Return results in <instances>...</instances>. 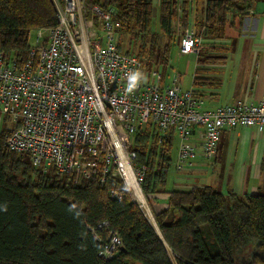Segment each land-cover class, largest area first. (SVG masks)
<instances>
[{
  "label": "trees",
  "instance_id": "trees-1",
  "mask_svg": "<svg viewBox=\"0 0 264 264\" xmlns=\"http://www.w3.org/2000/svg\"><path fill=\"white\" fill-rule=\"evenodd\" d=\"M260 1L206 0L204 21L197 26L203 42L225 46L228 27L239 33L243 20ZM85 3L104 11L112 9L119 52L137 56L145 71L153 70L142 59H154L145 49L153 20L152 0ZM178 5L180 22L187 26L189 0H160L159 25L167 36L172 33ZM57 24L52 0H0V53L5 62L13 58L26 62L30 33ZM127 44L143 52L142 56ZM228 50L209 57L200 52L198 57L204 56L206 65L223 64ZM172 51L171 44L165 57L157 58L165 78ZM203 72L198 68L193 79L198 100L200 88L220 87L218 81L204 78ZM1 117L12 123L8 116L0 113ZM12 130H0V264H264V193L224 195L211 186L166 191L175 132L160 143L154 131H138L131 145L136 163L146 168L142 189L148 203L156 196H168L167 208L154 217L162 240L112 174L104 184L97 179L76 183L75 177L54 169L49 174V170L35 168L29 156L6 147ZM111 190L121 198H111ZM112 233L123 245L114 258H101Z\"/></svg>",
  "mask_w": 264,
  "mask_h": 264
},
{
  "label": "built area",
  "instance_id": "built-area-1",
  "mask_svg": "<svg viewBox=\"0 0 264 264\" xmlns=\"http://www.w3.org/2000/svg\"><path fill=\"white\" fill-rule=\"evenodd\" d=\"M52 1L58 24L36 31L27 61L5 62L0 53V113L15 125L6 147L29 156L35 168L54 169L76 183L104 184L112 174L149 219L142 189L146 168L131 150L138 131L153 130L160 143L175 132L178 170L192 168L199 156L213 160L226 130L264 133V99L206 109L193 89L183 87L180 75L167 79L157 69L145 71L137 56L119 52L112 9L87 7L85 0ZM202 44L203 36L189 28L179 52L198 56ZM134 72L146 79L130 92L128 77ZM110 196L121 198L116 190ZM122 245L112 233L99 256L112 259Z\"/></svg>",
  "mask_w": 264,
  "mask_h": 264
},
{
  "label": "crops",
  "instance_id": "crops-1",
  "mask_svg": "<svg viewBox=\"0 0 264 264\" xmlns=\"http://www.w3.org/2000/svg\"><path fill=\"white\" fill-rule=\"evenodd\" d=\"M205 6L206 0H189L188 24L198 26L204 21ZM224 44L229 49L226 61L222 64L226 81L222 76L221 79L208 77L210 80L218 81L220 87L199 89L198 95L204 108L215 109L232 105L239 100L253 104L262 101L264 99V0L258 2L252 14L243 20L239 33L228 27L227 40ZM202 69L203 76H206L204 78H207L216 73L217 66L206 65ZM193 79L194 76L191 82H185L184 88L195 90ZM226 83L230 89L228 97L224 93ZM197 139L198 136L195 140ZM199 157L193 167L187 170L195 175L206 174L212 170L213 180L217 173L218 182L211 184L214 189L221 186L227 193L244 196L256 194L264 188V133L244 127L226 130L215 158L207 161L202 156ZM221 173L224 174L222 178ZM194 180L202 181L198 178ZM195 181H185L176 187L191 184H193L191 187L204 186L194 185ZM152 202H155V214H157L167 208L168 196H156Z\"/></svg>",
  "mask_w": 264,
  "mask_h": 264
},
{
  "label": "rangeland",
  "instance_id": "rangeland-1",
  "mask_svg": "<svg viewBox=\"0 0 264 264\" xmlns=\"http://www.w3.org/2000/svg\"><path fill=\"white\" fill-rule=\"evenodd\" d=\"M152 3H153V9H152L153 20H152V24H151V29L145 38L146 44H147V46H145V49H146L147 55H150V53L153 54V56H154L153 61H150L148 56L143 57L142 56L143 52H140V50H137V48H135V47H131V46L129 47V44H127L128 49L130 48L129 50H131L135 54L136 53L141 54L142 59L148 68L157 69L158 71L161 72V71H163L162 70V62H158L157 58L159 56H161L163 59L165 57L164 54L167 51V48L169 47V45L172 44L173 51H172V55H171L169 71L167 72L166 76H167V79H170V77H172L175 74L180 75L182 78V83H183V87H184L185 82L189 83L192 81V78L195 75L197 68H202L203 66H206L204 56H201L199 58L197 55H181L179 52V43H180V39H181L183 33L189 28H191V29H193L199 33V29L196 25L192 26L191 24H188L187 26H184L183 23L180 22L179 15H178V14H180V11H179L178 6H177L175 18L172 20V23H171L172 33L170 36L165 35L163 33L162 29L160 28V25H159L160 0H152ZM137 32H138V29L134 28L133 33H137ZM199 34H201V33H199ZM129 37H133V35H130ZM35 41H36V31H32L30 33V36H29V44L34 45ZM226 48H228V46L217 44V46L215 45V47H214L213 45H207V44H205V42H203L201 49H200V52L206 53V55L208 57L209 56H216V55L221 56L219 51L225 50ZM229 48H231V47H229ZM198 59H199V61H198ZM216 66H217L216 73H214L213 75L207 76V78L208 77H212V78H218L219 77L221 79L220 76H222L223 80L226 81V79H225L226 74H224V71H223L224 66L222 64H218V65L216 64ZM203 77H206V76H203ZM228 88H229V85H227V83H226L225 89H224V93H225L226 97L229 96L230 89H228ZM3 120L4 119L1 117L0 118V130L4 129V131H7V132L12 130L14 124L11 122H7L6 120L4 122ZM141 131L142 132H153V130H151V129H146V130H141ZM178 147H179V140L177 137H175L172 152H171L172 163H171V169H170L168 176H167V185L165 188L166 191L170 192V191L176 190V189L189 190L192 188L191 185H193V184L186 185V186H180V187H176V186L178 184L185 183V181L193 182V181H195L194 180L195 178H198L202 181H199V182L195 181L194 185L211 186V184H214L213 182H218L217 181V176H218L217 173L215 174L214 180L212 179L213 178L212 177V173H213L212 170H209L206 174H200V175H197V174L195 175V174H193V172H190L187 169L178 170V168L176 166V161H177V156H178ZM198 158H200V157H198ZM29 161H30V159H29ZM49 174H51L50 169H49ZM222 176H224L223 173H221V178H222ZM215 190L221 192L224 195L228 194L227 191H225V189L222 188L221 186L215 187ZM261 192L264 193V188ZM147 199H148V197H147ZM148 205H149L152 217L154 219V222L151 218H149L148 220L157 229L159 227H158L156 220L154 218L155 212H156L155 202H152L149 200ZM166 247L168 248V246H166ZM168 250H169V248H168Z\"/></svg>",
  "mask_w": 264,
  "mask_h": 264
},
{
  "label": "clouds",
  "instance_id": "clouds-1",
  "mask_svg": "<svg viewBox=\"0 0 264 264\" xmlns=\"http://www.w3.org/2000/svg\"><path fill=\"white\" fill-rule=\"evenodd\" d=\"M146 79V77H143V74L140 72H134L129 75L128 80H129V88L128 91L134 90L137 85L140 83L141 79Z\"/></svg>",
  "mask_w": 264,
  "mask_h": 264
},
{
  "label": "bare ground",
  "instance_id": "bare-ground-1",
  "mask_svg": "<svg viewBox=\"0 0 264 264\" xmlns=\"http://www.w3.org/2000/svg\"><path fill=\"white\" fill-rule=\"evenodd\" d=\"M134 187H135L136 193L138 194V196H139V198L141 199V201L144 203V205L147 206L146 199H145V197L143 196V194L140 192V190L138 189V187H136L135 185H134ZM151 219H152L153 222H154V219H153L152 216H151ZM154 228H155V227H154ZM155 229H156V228H155ZM157 231H158V229H157Z\"/></svg>",
  "mask_w": 264,
  "mask_h": 264
},
{
  "label": "water",
  "instance_id": "water-1",
  "mask_svg": "<svg viewBox=\"0 0 264 264\" xmlns=\"http://www.w3.org/2000/svg\"><path fill=\"white\" fill-rule=\"evenodd\" d=\"M152 225V224H151ZM153 226V225H152ZM153 228H154V226H153ZM155 229V228H154ZM158 229V231L156 230V232L158 233V235L161 237V239H162V236H161V233H160V231H159V228H157ZM163 240V239H162Z\"/></svg>",
  "mask_w": 264,
  "mask_h": 264
}]
</instances>
